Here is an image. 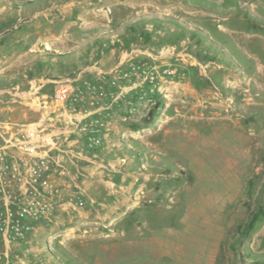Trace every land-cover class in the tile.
<instances>
[{
  "label": "rangeland",
  "instance_id": "374dc122",
  "mask_svg": "<svg viewBox=\"0 0 264 264\" xmlns=\"http://www.w3.org/2000/svg\"><path fill=\"white\" fill-rule=\"evenodd\" d=\"M147 54L175 75L119 79L116 101L104 84L100 143L75 134L55 174L74 207L39 225L26 260L264 264V0H0V101Z\"/></svg>",
  "mask_w": 264,
  "mask_h": 264
},
{
  "label": "built area",
  "instance_id": "2783aa9c",
  "mask_svg": "<svg viewBox=\"0 0 264 264\" xmlns=\"http://www.w3.org/2000/svg\"><path fill=\"white\" fill-rule=\"evenodd\" d=\"M152 60L131 63L126 73L111 79L98 74L97 83L75 79L57 85L51 94L42 93L44 84L33 86V108L38 117L32 121L0 119V264H13L10 249L24 240L34 223L51 218L58 210L74 207L72 198L64 199L55 174L64 171L60 157H74L75 134L86 138L87 146L100 143L99 121L90 116L108 106L99 105L105 97L104 84L117 88L109 97L125 98L119 79H135L148 87L159 85L175 75L170 64L155 65ZM17 264H24L19 260Z\"/></svg>",
  "mask_w": 264,
  "mask_h": 264
},
{
  "label": "crops",
  "instance_id": "0c3cea01",
  "mask_svg": "<svg viewBox=\"0 0 264 264\" xmlns=\"http://www.w3.org/2000/svg\"><path fill=\"white\" fill-rule=\"evenodd\" d=\"M31 89V87H30ZM1 92H7L9 95H5L3 99H6L4 101H0V119H13L18 121H30L28 118V111L27 109L23 108L25 106H30L29 108H33L34 100L35 98L31 97V100L29 98V90L25 91L24 89H19L18 86H13L11 88H7ZM27 98H29V101H27ZM57 213H55L51 218L47 220H41L37 223H34V227L32 231L28 234V239H24L20 243H17L14 245L10 251V259L13 264H17L19 260L23 261L24 264H43L41 261L35 259L26 260V254L28 251H34L35 249L31 247L32 243V236L35 234V232H38L40 230V224L44 221L51 220L53 217H55ZM26 246H29L28 249H25ZM25 249V250H24ZM15 251H18L20 254H15ZM17 255V256H16ZM39 262V263H38Z\"/></svg>",
  "mask_w": 264,
  "mask_h": 264
},
{
  "label": "bare ground",
  "instance_id": "6f19581e",
  "mask_svg": "<svg viewBox=\"0 0 264 264\" xmlns=\"http://www.w3.org/2000/svg\"><path fill=\"white\" fill-rule=\"evenodd\" d=\"M125 205H126L125 202H122V203H119V204H118L119 208H121V207H125ZM119 219H121V217H120Z\"/></svg>",
  "mask_w": 264,
  "mask_h": 264
}]
</instances>
